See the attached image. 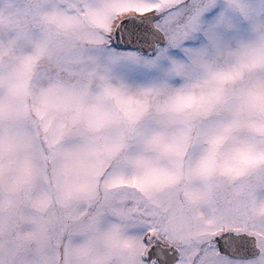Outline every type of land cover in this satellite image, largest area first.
Instances as JSON below:
<instances>
[{
  "label": "snow or ice",
  "instance_id": "6c2138e0",
  "mask_svg": "<svg viewBox=\"0 0 264 264\" xmlns=\"http://www.w3.org/2000/svg\"><path fill=\"white\" fill-rule=\"evenodd\" d=\"M8 44L0 117L78 163L103 264H264V0H6Z\"/></svg>",
  "mask_w": 264,
  "mask_h": 264
},
{
  "label": "rangeland",
  "instance_id": "374dc122",
  "mask_svg": "<svg viewBox=\"0 0 264 264\" xmlns=\"http://www.w3.org/2000/svg\"><path fill=\"white\" fill-rule=\"evenodd\" d=\"M19 47L6 45L0 57ZM0 119L12 128L11 136L7 127L0 134V264H63L77 251L86 264H103L111 225L77 191L78 163L46 167L18 123L15 106L4 105Z\"/></svg>",
  "mask_w": 264,
  "mask_h": 264
}]
</instances>
